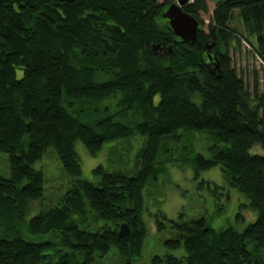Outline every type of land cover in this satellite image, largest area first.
<instances>
[{
  "label": "trees",
  "instance_id": "trees-1",
  "mask_svg": "<svg viewBox=\"0 0 264 264\" xmlns=\"http://www.w3.org/2000/svg\"><path fill=\"white\" fill-rule=\"evenodd\" d=\"M170 3L0 0V152L10 170L0 175V264H100L113 252L119 264H132L147 235L145 188L166 168L168 140L192 132L211 135V155L190 149L184 162L196 173L220 165L257 216L242 230L216 229L204 218L173 221L176 235L165 244L182 245L186 255H155L151 264H263L264 153L251 149H264V118L229 49L245 41L264 60V0H218L206 31L199 14L207 1L187 0L182 10L199 21L191 42L162 17ZM235 16L241 27L232 25ZM156 44L167 53L154 54ZM109 98L122 120L110 112L88 119L91 105ZM136 134L144 140L132 173L98 165L96 182L80 177L76 140L94 155ZM49 147L73 181L26 220L43 194V172L33 164ZM121 220L131 229L124 238Z\"/></svg>",
  "mask_w": 264,
  "mask_h": 264
},
{
  "label": "rangeland",
  "instance_id": "rangeland-1",
  "mask_svg": "<svg viewBox=\"0 0 264 264\" xmlns=\"http://www.w3.org/2000/svg\"><path fill=\"white\" fill-rule=\"evenodd\" d=\"M158 1L163 2L164 0ZM176 1L172 0V2ZM206 1L208 11L199 14L203 20L202 28L205 31L218 0ZM232 25L241 27L237 16ZM153 52L154 54H165L167 53L166 46L159 47L156 44ZM229 52L232 66L244 80L254 103H261L260 114L264 118V60L256 55L245 41H241L236 48L231 47ZM157 98L158 96L155 100ZM115 103V98H109L96 105L92 104L89 118L88 116L87 118H97L110 112L114 114V118L122 120L123 113ZM105 106L106 109H104ZM85 120H87L86 117ZM143 140V135L136 134L129 139L106 142L94 155L80 140H76L74 148L80 160V177L96 182L99 177L93 173V169L98 165H102L108 171L121 170L132 173L135 169L137 155L143 146ZM210 144H212L211 135L206 132H192L168 140L166 144L167 152H169L168 161L164 162L166 168L157 175L153 182L148 183L144 191L142 219L147 228V235L143 241L141 255L134 257L132 264H151V259L155 255L172 254L176 257L186 255L182 245L170 248L165 244L167 239L176 235L175 228L172 227L173 221L204 218L209 226L216 229L233 226L242 230L256 218L257 211L250 206V199L237 188L227 185L220 165L216 164L196 173L189 160L186 159L184 162L183 158L187 156V150L190 149L204 156H210L208 148ZM251 152L263 154L264 149L255 145ZM33 167L43 172V194L40 199L29 204L26 220L40 209L57 203L73 181V178L67 175L62 168L58 154L53 147L47 148L42 157L34 162ZM0 175L10 176L8 155L4 152H0ZM122 222L124 221H118L117 224ZM30 238L37 239L35 236H30ZM247 247L252 251L253 244L249 243ZM260 256L264 264V247L260 250ZM119 260H121L120 257L114 252L107 257L99 258L100 264H119L121 263Z\"/></svg>",
  "mask_w": 264,
  "mask_h": 264
},
{
  "label": "water",
  "instance_id": "water-1",
  "mask_svg": "<svg viewBox=\"0 0 264 264\" xmlns=\"http://www.w3.org/2000/svg\"><path fill=\"white\" fill-rule=\"evenodd\" d=\"M186 2L187 0H177L176 2L170 3L161 15L168 20V24L176 36L184 42H191L195 41L197 38L199 21L191 14L182 10L181 5ZM207 47L208 46H205V49H207ZM208 57L210 60L213 59L214 67H216L217 62L215 55L208 53ZM130 231L131 229L127 222H122L119 225L117 235L120 238H124Z\"/></svg>",
  "mask_w": 264,
  "mask_h": 264
},
{
  "label": "flooded vegetation",
  "instance_id": "flooded-vegetation-1",
  "mask_svg": "<svg viewBox=\"0 0 264 264\" xmlns=\"http://www.w3.org/2000/svg\"><path fill=\"white\" fill-rule=\"evenodd\" d=\"M208 51H209V49H208Z\"/></svg>",
  "mask_w": 264,
  "mask_h": 264
}]
</instances>
